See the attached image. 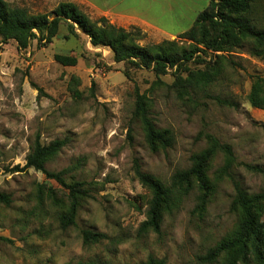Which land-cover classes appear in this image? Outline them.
<instances>
[{"label": "rangeland", "instance_id": "obj_1", "mask_svg": "<svg viewBox=\"0 0 264 264\" xmlns=\"http://www.w3.org/2000/svg\"><path fill=\"white\" fill-rule=\"evenodd\" d=\"M6 1L37 14L70 0ZM116 1L119 9L137 13L144 22L120 15L117 8L102 15L95 0L78 6L92 20L104 16L127 31L141 29L146 34L138 40L142 46L177 41L180 48L191 42L161 28L189 30L208 3ZM247 17L264 27V0H254ZM250 47L246 42L231 53L205 57V63L189 62L192 70L219 71L189 100L172 87L174 70L157 77L151 70L116 63L110 48L94 47L80 31L69 35L65 23L45 46L34 40L22 50L14 40L0 42V193L12 200L0 203V264H147L151 255L166 264H206L199 257L238 224L230 210L232 183L218 174L223 154L210 164L214 190L203 214L193 213L198 195L193 190L164 214L159 233L141 230L152 192L136 176L135 164L169 184L175 172L190 167L193 154L208 147L206 135H211L232 146L237 178L250 192L259 191L262 178L244 167H264V109L248 100L253 76L264 77V56H254ZM57 54L73 56L77 64L64 66L55 60ZM136 92L147 97L156 127L172 132L171 147L152 151L148 146L134 117ZM37 138L44 145L66 141L47 169H68V179L90 184L91 197L83 200L76 226L63 229L60 224L69 207L68 191L42 172L24 168ZM82 230L104 237L86 243Z\"/></svg>", "mask_w": 264, "mask_h": 264}, {"label": "trees", "instance_id": "obj_2", "mask_svg": "<svg viewBox=\"0 0 264 264\" xmlns=\"http://www.w3.org/2000/svg\"><path fill=\"white\" fill-rule=\"evenodd\" d=\"M254 0H211L209 6L200 12L189 30L179 38L190 41L188 48H180L177 41H163L159 44L142 46L138 40L146 37L139 28L127 31L111 23L106 17L92 20L76 3L61 1L49 13L33 14L23 7L0 0V42L14 40L19 49H27L36 40L39 46L52 42L58 35L60 25L65 23L69 35L77 36L78 31L89 37L94 47H108L116 63H124L132 68L151 70L157 77L174 70L175 81L172 87L181 99L193 100L192 96L209 87L218 70L201 71L188 67L189 62L205 63V57L216 53H231L251 43L254 56H264V27H257L247 13ZM218 56V55H216ZM223 57L222 55L218 56ZM55 60L64 66H74L73 56L55 55ZM161 83V81H158ZM248 100L253 108L264 109V77L255 75ZM228 106L230 101H219ZM134 117L140 121L145 139L152 151L172 146L173 135L169 129L156 127L150 115L147 97L136 92ZM208 147L193 154L187 169L175 172L169 184L144 173L135 164V174L140 182L152 192V200L147 211V219L141 230L151 229L160 232L164 214L175 208L193 190L198 191L197 204L193 213L202 215L214 190L209 176V167L218 153L224 156V164L218 170L219 178H228L233 186L234 196L231 212L238 216V224L203 256L202 263L212 264H264V167L244 164L247 172L262 178V186L257 192H250L237 178L234 169L237 157L230 144L221 143L217 138L206 135ZM65 140H55L44 145L37 138L26 157V169L42 172L68 191L69 207L60 217L63 229L76 226L83 200L91 197L90 184L85 181L68 179V169L51 171L46 164L65 146ZM16 170H22L16 167ZM11 196L0 193V203L9 205ZM81 236L88 243L104 237L101 233L82 230ZM9 241L8 239H3ZM72 264V263H66ZM87 264V263H80ZM147 264H166L165 260L150 256Z\"/></svg>", "mask_w": 264, "mask_h": 264}, {"label": "crops", "instance_id": "obj_3", "mask_svg": "<svg viewBox=\"0 0 264 264\" xmlns=\"http://www.w3.org/2000/svg\"><path fill=\"white\" fill-rule=\"evenodd\" d=\"M70 1L76 3L77 5L79 3H81V2H83V1L93 4L92 0H70ZM207 1H208V3L205 4L206 8L209 6V3H210L211 0H207ZM95 3H96V6H97L98 10L100 11V13L102 15H107V13H111L117 8L119 10V14L120 15H122L124 17H127V18L129 17V18L137 19L139 21H143L144 22V20L141 19L140 16L137 13L135 14V13L129 12L127 10L119 9V3L116 0H95ZM205 9H203V10H205ZM202 11H200V12H202ZM102 17H104V16H102ZM161 29L164 30L165 33L168 36H170V37H175V36L185 32L184 30L177 31V32H172V31H170V30H168L166 28H161Z\"/></svg>", "mask_w": 264, "mask_h": 264}]
</instances>
